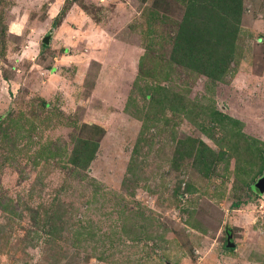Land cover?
Masks as SVG:
<instances>
[{"label":"rangeland","instance_id":"1","mask_svg":"<svg viewBox=\"0 0 264 264\" xmlns=\"http://www.w3.org/2000/svg\"><path fill=\"white\" fill-rule=\"evenodd\" d=\"M152 2L0 0V264H253L250 250L264 261V162L248 154L264 151V0H245L235 71L216 83L167 64V48L143 66L164 59L156 76H140ZM163 7L182 18V4ZM159 82L185 112L156 113L144 93ZM96 128L90 169L68 173L73 137ZM189 137L225 152L210 175L176 157ZM50 143L57 156L36 165ZM58 205L45 235L31 210Z\"/></svg>","mask_w":264,"mask_h":264},{"label":"trees","instance_id":"2","mask_svg":"<svg viewBox=\"0 0 264 264\" xmlns=\"http://www.w3.org/2000/svg\"><path fill=\"white\" fill-rule=\"evenodd\" d=\"M142 1L147 2V0ZM168 1L153 0L147 8L144 22H140V32L147 46L145 53L140 58V76H142L143 71H147L149 76H156L158 66L164 63V59L162 61L156 59L152 64L155 68L149 70H144L143 66L158 49L164 50V48L167 49L162 54L164 52L166 55L168 54L167 60L166 56L164 57L167 64L175 65L182 71L205 76L214 83L223 81L229 74L234 73L233 63L237 58L238 40L245 13V0H174L179 5L184 6L183 16L177 21H174L171 16L169 18V13L163 7ZM167 18L169 19L167 20ZM163 22L165 23L164 26L168 25L166 29H162L163 25L161 24ZM133 27L138 28L135 25ZM170 28L172 29L170 30ZM43 46L47 48L49 45L43 42ZM55 68L56 66L52 69ZM144 95L149 99L151 106H158L156 113H164L167 109L175 113L187 110L186 105L175 96H170L167 87L161 85L160 82L150 84ZM41 104L44 108L50 106L49 102L44 99L41 100ZM148 113L147 110L144 114L147 115ZM211 116L212 120L220 123L233 120L216 109L211 111ZM146 124L147 122L144 125L146 126ZM101 134L102 131L96 128L94 132L90 131L89 134L73 137L74 145L64 164L68 173L76 170L87 172L90 169L98 152ZM141 138L139 137V143L135 147L136 153ZM49 146L48 150L47 148H39L34 153L33 159L36 165L42 160L49 162L51 158L57 156L56 151L59 147L54 150L51 143ZM176 154L178 159H191L197 168L206 175H210L216 160L224 158L225 152H220L219 157H217L216 151L203 140L189 137L179 141ZM248 154L255 159L263 158L262 162H264V151L255 156L252 151H249ZM59 159L60 161L63 160V158ZM1 207L2 204H0ZM37 209L31 210L34 224L43 228L45 235L56 233L67 209L61 205H58L57 208H48L47 206L42 210ZM227 245L228 242L226 247ZM234 249L227 247V250Z\"/></svg>","mask_w":264,"mask_h":264},{"label":"water","instance_id":"3","mask_svg":"<svg viewBox=\"0 0 264 264\" xmlns=\"http://www.w3.org/2000/svg\"><path fill=\"white\" fill-rule=\"evenodd\" d=\"M50 36L51 35H48L45 39V42L48 44L50 42V40H49ZM255 184H256V190H257L258 194H264V177H261ZM230 240L232 241V244L229 246L232 247L235 245V243L233 242V234L228 236V241H230Z\"/></svg>","mask_w":264,"mask_h":264},{"label":"crops","instance_id":"4","mask_svg":"<svg viewBox=\"0 0 264 264\" xmlns=\"http://www.w3.org/2000/svg\"><path fill=\"white\" fill-rule=\"evenodd\" d=\"M235 241V239H234V236H233V242ZM228 242V241H227ZM235 243V242H234ZM251 246H252V248H256V247H259V246H257L256 244H250ZM236 246H237V244L235 243V245L234 246H232V248H235L236 249ZM227 247H230L231 248V246H229V245H227ZM234 249V250H235ZM263 249V248H262ZM262 249H261V251H262ZM250 254L247 256L249 259H251L250 261H249V263H253V264H264V261H262L261 263L260 262H256L255 263V261H256V259H257V257H258V255H256V254H253L254 252H255V250L254 251H252V250H250ZM264 260V259H263Z\"/></svg>","mask_w":264,"mask_h":264},{"label":"flooded vegetation","instance_id":"5","mask_svg":"<svg viewBox=\"0 0 264 264\" xmlns=\"http://www.w3.org/2000/svg\"><path fill=\"white\" fill-rule=\"evenodd\" d=\"M262 177H264V175Z\"/></svg>","mask_w":264,"mask_h":264}]
</instances>
